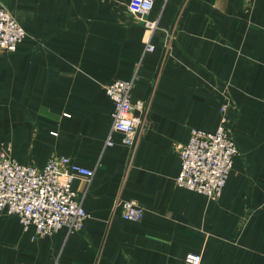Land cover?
<instances>
[{
	"label": "crops",
	"instance_id": "0c3cea01",
	"mask_svg": "<svg viewBox=\"0 0 264 264\" xmlns=\"http://www.w3.org/2000/svg\"><path fill=\"white\" fill-rule=\"evenodd\" d=\"M130 0H0L26 29L0 50V149L42 168L52 155L95 170L73 188L81 230L39 236L0 211V264H264V0H156L148 32ZM136 75L132 101L150 125L135 148L113 131L105 85ZM231 100L239 153L222 195L180 186L177 143L215 131ZM135 199L141 219L122 215Z\"/></svg>",
	"mask_w": 264,
	"mask_h": 264
},
{
	"label": "built area",
	"instance_id": "2783aa9c",
	"mask_svg": "<svg viewBox=\"0 0 264 264\" xmlns=\"http://www.w3.org/2000/svg\"><path fill=\"white\" fill-rule=\"evenodd\" d=\"M156 0H130L127 11L143 23L148 40L146 50L155 45L151 38L159 28L158 20L150 17ZM26 29L4 5L0 6V50L13 51L27 36ZM136 75L117 77L105 85L115 108L107 144L112 145L113 131L123 134L125 144L135 148L149 128L146 115H136L145 108L144 101L134 103L132 90ZM231 100L221 106V120L215 131L193 128L188 142L175 145L181 158V171L176 177L180 186L217 199L222 195L238 146L229 126ZM95 170L73 161L69 156L52 155L40 168L20 163L12 154L11 143L0 149V211L19 216L25 229L34 226L39 236L53 234L66 227L73 233L81 230L90 216L83 205L84 196L73 188V181L83 176L90 182ZM122 215L131 220L142 218L144 210L135 199L118 200ZM185 264H204L200 253L189 252Z\"/></svg>",
	"mask_w": 264,
	"mask_h": 264
},
{
	"label": "rangeland",
	"instance_id": "374dc122",
	"mask_svg": "<svg viewBox=\"0 0 264 264\" xmlns=\"http://www.w3.org/2000/svg\"><path fill=\"white\" fill-rule=\"evenodd\" d=\"M222 106V105H221Z\"/></svg>",
	"mask_w": 264,
	"mask_h": 264
}]
</instances>
